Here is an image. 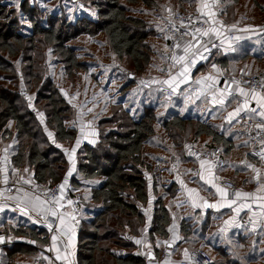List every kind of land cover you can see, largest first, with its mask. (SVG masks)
<instances>
[{
	"label": "trees",
	"instance_id": "16d2710c",
	"mask_svg": "<svg viewBox=\"0 0 264 264\" xmlns=\"http://www.w3.org/2000/svg\"><path fill=\"white\" fill-rule=\"evenodd\" d=\"M82 1L87 7L95 9V18L84 16L69 21L60 14L46 17V12L40 7L23 2L20 15L27 17L31 24V31L26 34L19 14L9 10L7 4L0 0V150L8 147L18 170L31 168L33 179L49 184L67 176L71 169L67 156L62 148L53 145L44 121L18 94L20 87L11 89L3 85L2 80L24 81L23 86L34 97L33 107L46 119L55 116L67 119L72 116L71 112L75 115V109L55 86L50 71L52 62H48L50 55L57 56L67 74L79 70L86 72L89 62L82 58L83 45L78 40L83 37L97 38L102 34L117 60L127 58L138 75L150 68L154 54L147 41L153 36L152 28L128 9V4H149L152 0ZM188 1L189 6L196 7L197 0H176V3L183 5ZM240 1H219L223 21L236 20V6ZM250 1L255 11L264 13V0ZM235 46L231 54L217 51L211 61L233 74L264 71L263 33L249 40L244 39ZM130 74H126L127 81L123 82L124 93L137 85L135 76L131 78ZM184 88L167 100L170 103L164 109L159 101L152 103L154 99L150 96L147 98L149 103H144V110L138 116L132 115L129 108L117 102L97 122L98 141L84 143L77 150L73 177L68 178L73 188H88L83 200L85 202L86 199L87 203L84 210L90 215L81 220L75 264H146L140 256L131 253L120 256L116 251L133 248V244L125 238L127 232L137 235L143 232L146 221L137 203L149 204L150 196L154 200L151 237L156 240L169 236L173 221L170 210L175 207L174 197L179 184L171 180L162 185L157 173L159 165L176 159L187 164L188 159L183 157L186 146L202 136L210 139L209 146H218L223 150L226 161L229 158L235 146L232 136L219 131L214 123L199 114L203 101H191ZM154 91L145 89L142 93L149 96ZM156 91L164 100L158 88ZM143 94H139L142 102ZM246 156H251L250 144ZM150 174L153 177L151 193L148 192ZM97 178H103L101 183H87ZM11 217L17 219L15 225L6 222L7 217L0 219V225L6 232L13 230L29 238V243L3 248L0 264H15L19 253L34 256L37 252L34 244H48V231L44 228L37 227L24 217ZM179 224L183 246L196 249L191 247L205 243L219 253L221 261L216 260L213 264H264L263 240H254L245 228L226 234L216 231L208 241L204 220L194 225L186 217L179 219Z\"/></svg>",
	"mask_w": 264,
	"mask_h": 264
},
{
	"label": "crops",
	"instance_id": "0c3cea01",
	"mask_svg": "<svg viewBox=\"0 0 264 264\" xmlns=\"http://www.w3.org/2000/svg\"><path fill=\"white\" fill-rule=\"evenodd\" d=\"M222 2V0H219ZM230 0H224V2H228ZM238 7V17L236 20L231 22H225L219 15H215L214 19L219 21L220 23L212 24L210 18L209 20V28L216 27L222 34L219 37H223L224 47L221 49V53L223 54H231L235 50L236 43L244 40V39H251L260 33L254 28L261 25L264 21V13L262 11H255L250 0H241ZM216 4L213 5L211 8L212 11H216ZM204 12H207L209 9H203ZM244 16H250L253 18L254 23L253 27L250 29L253 30L250 32L249 28L245 21H243ZM91 17V16H90ZM92 18V17H91ZM221 23L223 27H221ZM235 25L233 28L232 26ZM235 30L236 37H240L239 40L236 39V42L233 45H230L228 40L225 38L226 33L228 30ZM199 39V43L195 40L189 39L185 41L180 46L178 51V56L185 55L183 49L191 42L194 47L189 49L188 54L185 56V60L180 63H175L170 67L169 70L163 69V59H161V66L160 72L151 75V79L149 82H155L157 88L160 85H166L175 90V92L179 91L182 87H185V91H187V96L193 102H198L200 100L203 101V104L199 106V114L203 115L206 120L214 123L219 131H225L228 135H231L234 141V149L229 154V158H227V165L224 169L217 171V173L212 169L209 163H202L199 164V171L196 174H192L189 171L190 165L193 161L188 160L187 164L183 162V175L180 178L172 179L171 176V169L170 164L172 163H161V167L165 168L164 171H161V175L167 174L169 176L168 183L171 180H175L176 183L179 184V188L177 190V194L174 197V202L180 209V215L175 210H170L172 213V224L169 227L170 235H174L176 233L179 234V240L177 241L176 246L174 249L179 253H182L186 250H189L188 247L183 246L182 241V233L180 229L179 219L186 218L192 216L193 219H197V223H200L201 220L207 223L206 227L207 232L211 235L217 231L222 233H228L234 230H240L244 227L242 226V220L244 217L251 216L252 220L255 223L264 222V190H260L264 188V176L261 179V185L255 187V179L257 178L256 171L248 169L246 166L242 165L240 161L247 157L246 155L249 152V141L246 136L241 131V125L238 121V117L240 114L254 106H260L257 102L260 96H264L263 92H256V99H253V91H251L245 84L241 82H231L229 84L228 89L223 87V74L231 75V76H241L243 74L248 73L249 71H240L239 74H233L227 69H223L218 65L217 62H208L207 65L200 70H193L188 65L185 64L186 60L192 57L196 50L202 48L206 41L217 37L216 35L210 33L208 36L201 37L200 34L196 35ZM264 38V37H263ZM164 39V48L166 46V39ZM231 46V47H230ZM234 49V50H232ZM163 57V52H162ZM264 58V57H263ZM188 68V72L185 75H180V73L184 70V68ZM175 77V79H173ZM168 81L169 83H165ZM197 82L203 83L208 87L209 93L213 95L214 98L207 99L205 97H197L194 94L190 93L187 89V86L190 83ZM148 86H152L154 84H150L147 82ZM243 88L246 92H248L247 96H242L239 92V89ZM176 92V94H177ZM230 95H233V98H229ZM238 99H242V103L237 104ZM77 100V99H76ZM80 100V99H79ZM223 100L224 103L221 104L219 101ZM80 103L74 105L75 107V119L76 126L72 128L76 139L74 141V145L71 146V149L75 148V154L71 164L74 163L76 166V153L77 149V140L78 138L84 139V143H93L88 141L90 136H87L86 133L90 131V134L93 135V129L88 128L92 125L90 121L83 118L84 113L80 108ZM240 109L239 115H233L231 118L229 117L230 113H235L237 109ZM87 110V109H86ZM84 111V109H83ZM264 111V108H263ZM48 125V124H47ZM47 127V126H46ZM50 133L51 130L47 127L46 128ZM88 129V130H86ZM53 141H57V139L61 138L64 140L62 142L70 141L65 137H62V134L58 132L57 134L52 133ZM72 138V137H71ZM59 143V142H58ZM210 139L208 137H200L197 139L196 142H192L191 144L197 145H209ZM54 144V143H53ZM83 145V144H82ZM80 146V143H79ZM5 147V146H4ZM3 149L0 150V157L1 152ZM63 149V148H62ZM67 149V148H66ZM65 149V150H66ZM65 152V151H64ZM69 154L71 151H66ZM186 159V158H185ZM261 166L264 168V155L261 159ZM25 170H19L18 175L23 177L27 180L33 179V171L29 168ZM225 177L226 179L234 182L237 184L238 189L234 192H230L227 188L220 186L217 184L215 177ZM223 188L228 193L226 198L222 197L220 193L217 191V188ZM189 190H195L194 192H190ZM241 192V193H249L251 194L248 197H236L234 193ZM1 196V191H0ZM234 201V202H232ZM45 201L39 197L37 194L27 192L24 194H17L9 197L8 199L1 202L0 205H5L4 210L0 211V219H4L7 217L6 222L13 223L14 218L11 215H16V217H24L29 220L30 223L35 224L39 227L35 219V215L37 213L49 215L47 212L43 211V209L51 208ZM58 207L63 210V217H64V224L61 225L59 220V227L64 228L70 235H76V231L73 229L72 224L68 220V213L69 209L67 206L59 201ZM253 207L257 208V210H252ZM22 209H27L28 214L25 215ZM239 209V211H237ZM192 213V215H189ZM2 221V220H1ZM192 222V218H191ZM7 224V223H6ZM10 230L6 232L5 228L0 225V237H3V242H0V261H1V253L2 249L7 246H14V245H21L23 243H29V238L16 234L15 231ZM144 232V230H143ZM142 232V233H143ZM56 236V235H55ZM57 237V236H56ZM37 248V252L34 256H29L27 254L19 253L16 255L15 264H39L38 259L41 253L38 250L40 244H34ZM264 245V239H263ZM48 247L52 250L54 259L49 260V264H75V255H76V248L75 251H68L61 249L58 244L57 240L55 242V247H53V241L51 238L50 244ZM57 256L60 259H57Z\"/></svg>",
	"mask_w": 264,
	"mask_h": 264
},
{
	"label": "built area",
	"instance_id": "2783aa9c",
	"mask_svg": "<svg viewBox=\"0 0 264 264\" xmlns=\"http://www.w3.org/2000/svg\"><path fill=\"white\" fill-rule=\"evenodd\" d=\"M218 4H216L215 14L216 16H221L222 8ZM202 12H204V10L201 8V0H197V9L195 10H169L167 18L164 20L162 26L163 36L166 39V46L162 57L164 70H169L175 63L172 57L174 55L178 56V51L180 49V47H177L176 45L179 44L181 46L183 42L192 38L190 35H183L185 32H194L196 28H201L202 30H207L209 28V17L202 15ZM243 21L246 22L247 27L251 32L253 30V28L252 30L250 29V27H253V18L250 16H244ZM254 30L263 33L264 37V23L254 28ZM197 34L199 33H196V35ZM236 34L235 30L230 29L227 31L225 38L230 45H233L236 42ZM223 40V37H213L207 40L202 48L196 50L194 55L186 60L185 64L193 70L203 69L207 63L213 59L215 53L223 49ZM213 45H215V47H213ZM205 47L209 50L205 51ZM222 76L224 81L223 87L226 89H228L231 82H241L251 91H264V71L258 73H246L241 76H231L226 74H223ZM187 89L197 97H205L207 99L214 98L211 93L207 92L208 87L203 83H190L187 86ZM158 90L166 100H170L176 96L175 90L166 85H160ZM18 94L22 95L28 105L33 108V98L25 86L22 85L18 89ZM229 98H233V95H230ZM70 101H76L75 93L71 95ZM242 101V99H238L237 104L242 103ZM251 109H255V111H251ZM32 110L37 116L39 115L35 109ZM261 111H263V108L257 105L243 111L238 117L241 131L248 139L251 150V156L245 157L240 163L248 169H256L259 171L260 175L255 179V187L261 185V179L264 176V168L261 166V159L264 155V129L257 127L258 124L264 123V118L259 116ZM1 153L0 204L13 195L31 192L41 197L51 208H55L57 210V216L62 215L64 212L58 207V204L55 203V199H59V201L64 203L67 206V209H69L67 217L72 224L73 229L76 231V235H70L64 228H60L59 219L57 217H53L50 214L44 215L40 213H37L34 216L38 223L37 225L48 231V244L40 245L38 247V250L41 253L38 259L39 264H49V260L54 259L53 252L48 245L50 244L51 238L55 235L57 236V244L61 249L75 251L78 243V230L81 225V220L84 217L83 199L79 189L72 187L68 176L53 184L38 181L36 179L30 180L31 183H25L24 180L21 179V176L18 175L19 170L14 165L13 158L8 149H3ZM183 157L193 161L189 167V171L192 174H196L199 171V164L202 162L209 163L216 173L217 171L224 169L227 165L224 152L218 146H202L190 143L186 146L183 152ZM170 169L173 179L182 177L183 163L179 159L174 160L170 164ZM65 179H67V184L65 185L63 192H61L60 185L64 183ZM215 179L217 184L227 188L230 192H234L238 189L236 183L225 177L216 176ZM152 183L153 177L150 174L148 181L149 193L152 192ZM69 201L72 203L69 204ZM137 207L146 221L144 232L139 235L127 232L125 238L133 244V248L130 251L121 248L117 249V255L125 256L128 253H131L135 256L144 258L146 264H213L215 262L212 254L204 248L189 249L182 253L176 251L174 246H176L177 241L179 240L178 233L174 235L169 234V236L165 238H159L156 240L152 239L150 230L153 227L154 200L150 196L149 204L145 205L137 203ZM252 210H257V208L253 207ZM72 217L75 219H72ZM242 224V226L252 234L254 240L264 239V222L255 223L251 216H247L242 220ZM136 240H140L141 243L137 244ZM170 244H172V247H169ZM151 253L154 255L153 259H149Z\"/></svg>",
	"mask_w": 264,
	"mask_h": 264
},
{
	"label": "rangeland",
	"instance_id": "374dc122",
	"mask_svg": "<svg viewBox=\"0 0 264 264\" xmlns=\"http://www.w3.org/2000/svg\"><path fill=\"white\" fill-rule=\"evenodd\" d=\"M4 4H7V8L9 10L16 11L17 14H19L21 19V25L25 26V29H23V32L26 34H29L31 31V24L28 20V18L23 16V14L20 15L21 4L23 2H27L30 6H37L43 9L46 12V17L49 15L54 14H60L63 18H67L69 21L74 20L78 17H89V18H95L96 17V11L93 7H87L86 4L82 0H2ZM188 3H183V5H179L176 3V0H152L151 3H143L139 2L137 4H128L129 12L145 21V23L148 24V27L152 28L153 30V36H150L148 38V43L152 46L151 51L154 54L152 55V62L150 65V68L146 70L143 74H138L134 72L133 68L129 64V60L127 58L119 61L117 58L112 54L106 38L100 34L97 38H88L83 37L82 40H78L80 44L83 45V52L84 55L82 58L87 59L89 62L88 71L79 70L73 72L71 75L67 74L64 70V65L58 60L56 55H50L48 57V62H52L50 71L54 78L55 86L59 88V91L63 94V96L68 100V102L71 99L72 94H76V101L77 104H81L80 108L82 109V112L84 113L83 118L87 119L92 123L91 126L88 128L93 129V135L90 134V131L86 133L87 136H90L92 138H89L88 141H91L94 144L98 140V133L99 128H97V122L99 119L104 117L106 114L110 112L111 107L113 105L117 104V102H121L125 107L129 108L131 110L132 115L138 116L140 113L144 110V103H149V98L152 96V99L154 101H159L162 103V108H166L167 105H169L170 101L163 100L160 95L157 93V85L155 82H149L151 79V75H155L160 72L161 66V59H162V52L164 47V39L163 35L161 34V28L163 25L164 20L167 18V15L169 13L170 9H180L184 8L186 10H195L197 9V3L195 6H189ZM91 16V17H90ZM86 53V54H85ZM256 72V71H251ZM127 73H132L135 75L136 83L137 85L130 89L128 92L124 93L123 90V82L127 81ZM250 73V72H249ZM148 83H152L154 85L148 86ZM2 84L6 87H9L11 89H17L16 87H21L24 84V81L22 80H2ZM122 85V86H121ZM145 89L155 90L153 93H149V96L146 94H143L142 91ZM177 92V91H176ZM145 95L143 99V102L141 100V97L139 94ZM147 96V97H146ZM156 96L158 97L156 99ZM34 101V97L31 96ZM80 99V100H79ZM76 101H70L69 104L73 109H75L74 105L76 104ZM73 104V105H72ZM146 104V105H147ZM32 108V107H31ZM32 109H37L33 107ZM87 109V110H86ZM74 111V110H72ZM38 112V111H37ZM159 113H162L161 110H158ZM39 113V112H38ZM75 113V112H74ZM71 117L67 119H63L60 117H52L50 119H46L45 115L43 114V117L41 118V113H39L38 117L39 119L44 121L45 129L48 127L51 132L55 135L58 132L62 134V137L67 138L70 141L62 142L64 140H61V138L57 139V141H53L52 137V143L56 147L63 148L62 150L65 151H71V146L74 145V141L76 139V136L74 132L72 131V128L76 126V122L74 121L75 115L71 112ZM48 124V125H47ZM47 126V127H46ZM88 130V129H86ZM49 132V131H48ZM50 133V132H49ZM72 137V138H71ZM80 141V146L77 150H80L82 148V144H84V139L78 138ZM77 142V141H76ZM88 143V142H87ZM192 143V142H190ZM67 156V159L70 164V168H72V164L69 160L68 154L66 151L64 152ZM76 158V157H75ZM160 163H158L159 165ZM153 165H157V163H153ZM165 168L161 167V164L159 165V169L157 171L158 175L160 176V181L162 185L168 184V178L169 176L167 174L161 175V171H164ZM70 179H72V174L69 176ZM103 178H97L95 180L89 181L87 183H90L91 185H97L101 183ZM80 193L83 195H86L88 192L87 187L79 188ZM83 209L86 206V199L85 202L83 200ZM175 204V203H174ZM172 208V207H171ZM173 210H175L177 213H179V208L175 204V207L173 206ZM90 215L87 210H84V217H87ZM189 215H192L190 213ZM192 218V223L195 225L197 224V219H193L192 216H190V219ZM17 223V219H14V222L12 223L15 225ZM208 229V228H207ZM206 229V240L209 241V235ZM216 232V231H215ZM191 248H204L208 252L212 254L215 261H221V257L219 253L211 248L210 246L204 244H198ZM222 264H228V263H222Z\"/></svg>",
	"mask_w": 264,
	"mask_h": 264
},
{
	"label": "snow or ice",
	"instance_id": "6c2138e0",
	"mask_svg": "<svg viewBox=\"0 0 264 264\" xmlns=\"http://www.w3.org/2000/svg\"><path fill=\"white\" fill-rule=\"evenodd\" d=\"M215 4H218V0H201V8H202V9H209L207 12H202V15H205V16L209 17L210 20H211V23L214 24V25L217 24V23H220L219 21H216V20L214 19V17H215L216 14H215L214 11L211 10V8L213 7V5H215ZM206 22H207V21H206ZM182 26H183V25H182ZM221 27H223L222 23H221ZM232 27L234 28L235 25H233ZM196 33H199L201 37H203V36H208L210 33L216 35L217 37H219V36L222 34V33H221L216 27H210V28H208L207 30H202L201 28H196V29L194 30V32H191V33H189V32H185L183 35H190V36L192 37V40H195V41L197 42V44H198V43H199V39L197 38ZM236 39L239 40L240 37H236ZM176 46H177V47H180L179 44H177ZM194 46H195V45H193L191 42H189L188 45H187L186 47H184V49H183L185 55H181V56H175V55H174V56L172 57V59H173L174 61H176V63H180V62L184 61V60H185V56H186V55L188 54V52H189V49L192 48V47H194ZM213 47H215V45H213ZM230 47H231V46H230ZM204 50H205V51H208L209 49H208L207 47H205ZM232 50H234V49H232ZM187 72H188V68L185 67L184 70L180 73V75L183 76V75H185ZM173 79H175V77H173ZM165 83H169V82H168V81H165ZM239 92H240V94H241L242 96H247V95H248V92H246L245 89H243V88H240V89H239ZM252 98H253V99H256V94H255V91H254V90H253V96H252ZM219 102H220L221 104L224 103L223 100H220ZM257 102L260 104V106H261L262 108H264V96H260V97H259V100H258ZM251 111H255V109H251ZM239 112H240V109L238 108V109L235 111V113H230V114H229V117L231 118L233 115H239ZM259 116L262 117V118H264V111H261V112L259 113ZM42 117H43V114H41V118H42ZM257 127L264 129V123H262V124H258ZM49 136H52V133H49ZM79 143H80V141L77 140V146H79ZM65 151H68V150H65ZM75 151H76V149L73 148V149L71 150V153L69 154V160H70V162L73 160V157H74ZM202 166H203V162H202ZM74 170H75V165H74V163H73V164H72V168H71V169L69 170V172H68V175L70 176V175L72 174V171H74ZM25 171H27V169H25ZM253 171H256V172H257V177H259V175H260L259 171H257L256 169H253ZM21 179L24 180L25 183H31L30 180H25L23 177H21ZM5 182H7V181H5ZM66 184H67V179H65L64 183H62V184L60 185V190H61V192H63V189L65 188V185H66ZM260 190H264V188H262V189H260ZM189 191H190V192H194L195 190H189ZM217 191H218V192L220 193V195H221L222 197H224V198H226V197L228 196V193H227V192L225 191V189H223V188H219V187H218V188H217ZM234 195H235L236 197H241V196H243V197H248V196H250L251 194H249V193L236 192V193H234ZM232 202H234V201H232ZM44 203H47V202H44ZM55 203H56V204H59V199H55ZM68 203L71 204L72 202L69 201ZM4 207H5V205H0V211H3V210H4ZM22 211L24 212L25 215L28 214L27 209H22ZM43 211L47 212L48 214H50V215L53 216V217H57V218L60 220L61 225L64 224V217H63V215L57 216V210H56L55 208L43 209ZM237 211H239V209H238ZM72 219H75V218L72 217ZM65 234H66V233H65ZM3 239H4L3 237H0V242H3ZM56 240H57V237H56V236H53V237H52L53 247H55V242H56ZM136 243H137V244H140L141 241H140V240H136ZM57 259H60V257L57 256Z\"/></svg>",
	"mask_w": 264,
	"mask_h": 264
},
{
	"label": "water",
	"instance_id": "95a60500",
	"mask_svg": "<svg viewBox=\"0 0 264 264\" xmlns=\"http://www.w3.org/2000/svg\"><path fill=\"white\" fill-rule=\"evenodd\" d=\"M134 76H135L134 74H132V73L130 74V77H131V78H134ZM169 247H172V244H170ZM153 258H154V255L151 253V254L149 255V259H153Z\"/></svg>",
	"mask_w": 264,
	"mask_h": 264
}]
</instances>
